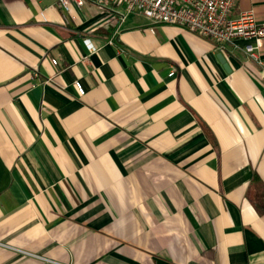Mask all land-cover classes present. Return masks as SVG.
<instances>
[{"label":"crops","instance_id":"1","mask_svg":"<svg viewBox=\"0 0 264 264\" xmlns=\"http://www.w3.org/2000/svg\"><path fill=\"white\" fill-rule=\"evenodd\" d=\"M58 2L0 0V264H264L247 40Z\"/></svg>","mask_w":264,"mask_h":264},{"label":"built area","instance_id":"2","mask_svg":"<svg viewBox=\"0 0 264 264\" xmlns=\"http://www.w3.org/2000/svg\"><path fill=\"white\" fill-rule=\"evenodd\" d=\"M88 1L109 11L112 18L107 25L114 30L113 38L120 34L122 24L130 14L139 13L150 19L152 24L177 25L201 37H208L220 49H225L228 44L236 45L238 40H247L243 48L245 53L264 66L261 54L264 22L258 21L253 10L235 15L239 0H59L58 5L69 12L73 4L82 7ZM76 84L80 93H84L81 84Z\"/></svg>","mask_w":264,"mask_h":264},{"label":"water","instance_id":"3","mask_svg":"<svg viewBox=\"0 0 264 264\" xmlns=\"http://www.w3.org/2000/svg\"><path fill=\"white\" fill-rule=\"evenodd\" d=\"M220 57H221V59H222V60L225 62V59H224V57H223L222 55H221Z\"/></svg>","mask_w":264,"mask_h":264}]
</instances>
